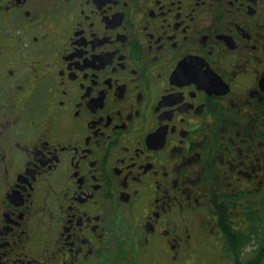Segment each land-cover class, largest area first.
<instances>
[{
    "label": "flooded vegetation",
    "instance_id": "obj_1",
    "mask_svg": "<svg viewBox=\"0 0 264 264\" xmlns=\"http://www.w3.org/2000/svg\"><path fill=\"white\" fill-rule=\"evenodd\" d=\"M263 219L264 0H0V264H262Z\"/></svg>",
    "mask_w": 264,
    "mask_h": 264
},
{
    "label": "rangeland",
    "instance_id": "obj_2",
    "mask_svg": "<svg viewBox=\"0 0 264 264\" xmlns=\"http://www.w3.org/2000/svg\"><path fill=\"white\" fill-rule=\"evenodd\" d=\"M264 221V219H263ZM238 236L241 238V243L238 248V254L237 256H241L243 259H249L252 257V252L253 248L255 246V243H259L260 249L259 255H260V250L261 246L263 244L262 242V234L258 231H256V228L254 229V232L248 233V234H242L239 233ZM222 242V240H221ZM262 242V244H260ZM232 257V254L229 250H226L223 252L219 246H215L211 244L210 248L209 247H204L203 249H200L198 251V254H196L193 257V264H219L220 259H229ZM260 262H263L264 264V257L261 259ZM229 264L228 261L220 262V264ZM143 264H153L152 260L149 258L145 259L143 261Z\"/></svg>",
    "mask_w": 264,
    "mask_h": 264
},
{
    "label": "trees",
    "instance_id": "obj_3",
    "mask_svg": "<svg viewBox=\"0 0 264 264\" xmlns=\"http://www.w3.org/2000/svg\"><path fill=\"white\" fill-rule=\"evenodd\" d=\"M264 242V241H262ZM262 242L260 244H262ZM234 252V251H233ZM264 257V243L262 244L261 246V250H260V255H259V260H258V263H260L261 259Z\"/></svg>",
    "mask_w": 264,
    "mask_h": 264
}]
</instances>
